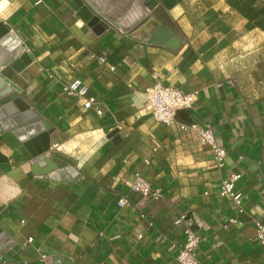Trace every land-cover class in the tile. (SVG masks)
<instances>
[{"label": "crops", "instance_id": "0c3cea01", "mask_svg": "<svg viewBox=\"0 0 264 264\" xmlns=\"http://www.w3.org/2000/svg\"><path fill=\"white\" fill-rule=\"evenodd\" d=\"M38 1L0 0V20L32 59L21 73L1 70L53 127L52 150L80 177L69 185L36 174L26 147L1 144L9 161L0 164V237L10 244L0 264H179L188 226L205 239L200 264H264L254 225L264 221V30L229 0H182L153 11L145 0ZM94 17L107 28L91 26ZM157 25L180 40L179 49L147 41ZM154 76L199 92L171 126L145 107ZM75 81L96 100L91 109L66 94ZM181 125L211 127L227 151L224 167ZM116 129L119 144L108 139ZM138 173L160 199L133 191ZM233 174L243 176L236 189L245 215L219 194ZM123 198L129 204L121 208Z\"/></svg>", "mask_w": 264, "mask_h": 264}, {"label": "water", "instance_id": "95a60500", "mask_svg": "<svg viewBox=\"0 0 264 264\" xmlns=\"http://www.w3.org/2000/svg\"><path fill=\"white\" fill-rule=\"evenodd\" d=\"M182 0H145V6L153 11L160 5L171 10ZM90 25L96 29L106 27L100 19L94 17ZM148 25L145 24L144 26ZM147 41L164 45L172 50L181 46L180 40L162 25H157L150 31ZM32 59L26 53V47L10 26L0 20V148L7 143L15 148L20 145L26 147L34 159L36 174H51L54 181L71 185L80 177L76 171V164L69 158L52 150L51 135L53 127L43 121V117L36 113L26 102L22 91L2 73L1 68L10 67L21 73L31 65ZM188 115L189 111H181L178 116ZM108 139L114 144L121 142L119 130H113ZM17 152L13 155L11 159ZM9 159L0 154V164L8 163ZM5 235L0 237V253L8 248ZM69 264V263H66Z\"/></svg>", "mask_w": 264, "mask_h": 264}, {"label": "built area", "instance_id": "2783aa9c", "mask_svg": "<svg viewBox=\"0 0 264 264\" xmlns=\"http://www.w3.org/2000/svg\"><path fill=\"white\" fill-rule=\"evenodd\" d=\"M39 0L37 4H41ZM99 62L102 65L108 66V59L100 57ZM110 71L114 72L115 67L110 66ZM155 82L146 89V109L151 113L154 121L161 125L171 126L176 123L177 115L181 111H191L199 100V92L185 93L181 89L166 86L154 76ZM66 94L71 98L85 100V107L91 109L96 100L89 97V89L80 81H75L69 87L65 88ZM184 131H194L198 134L199 141L202 145L208 146L214 154L219 168L224 167L227 151L220 147L217 143L216 136L211 127L206 129L199 128L197 125L187 126L181 125ZM149 164V163H147ZM243 176L241 174H233L228 179L224 180L219 189V194L223 198L230 199L238 208L240 215H245L244 208L245 196L237 191L236 186ZM134 192L139 193L143 198L160 199L161 191L153 190L150 184L144 179L141 174H136L132 185ZM129 204L126 198L119 201L121 208ZM184 218L180 219L176 224H180ZM230 223L237 224V219H230ZM256 230V240L262 248L264 254V221L262 219L254 220ZM186 241L183 247L179 250L176 260L179 264H200L198 258V250L201 243L205 240L201 235L196 233L191 226H188L185 231ZM34 239L29 238L27 242L22 244V249L26 250ZM3 264H7L4 262Z\"/></svg>", "mask_w": 264, "mask_h": 264}, {"label": "trees", "instance_id": "16d2710c", "mask_svg": "<svg viewBox=\"0 0 264 264\" xmlns=\"http://www.w3.org/2000/svg\"><path fill=\"white\" fill-rule=\"evenodd\" d=\"M229 5L244 18L264 30V1L263 0H229Z\"/></svg>", "mask_w": 264, "mask_h": 264}, {"label": "bare ground", "instance_id": "6f19581e", "mask_svg": "<svg viewBox=\"0 0 264 264\" xmlns=\"http://www.w3.org/2000/svg\"><path fill=\"white\" fill-rule=\"evenodd\" d=\"M19 87V86H18Z\"/></svg>", "mask_w": 264, "mask_h": 264}]
</instances>
